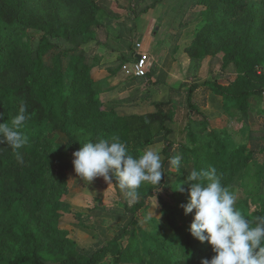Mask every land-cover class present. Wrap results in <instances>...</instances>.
I'll return each instance as SVG.
<instances>
[{"label": "trees", "instance_id": "16d2710c", "mask_svg": "<svg viewBox=\"0 0 264 264\" xmlns=\"http://www.w3.org/2000/svg\"><path fill=\"white\" fill-rule=\"evenodd\" d=\"M66 1L84 5L89 17L73 23L69 15L62 16L59 11L48 22L33 25L29 0H0V122L10 123L21 103L26 104L29 116L22 129L28 142L17 150L23 164L17 162L16 152L9 145L0 143V264H106L108 259L109 264H201L202 259H211L212 246L190 234L193 214H185L181 207L188 202L191 181L187 178L182 188L185 198L174 205L163 202L167 231L150 233L133 223L136 215L149 207V199L159 188L150 183L141 185L137 201L127 208L131 222L120 226L119 232L90 256L80 252L76 240L58 233L56 206L47 204L48 213L41 215L53 158L52 150L42 142L48 129L61 131L69 150H78L88 140L117 137L127 144L130 155L138 156L160 135L167 137L171 132L167 123L174 121L178 108L171 93L167 100L154 101V111L148 113L123 115L115 108H104L92 73L97 59L84 45L90 41L105 45L108 30L96 18V0ZM245 4L246 0H183L182 7L188 10L205 5L210 11L216 5L217 11L238 13ZM30 28L34 30L27 41L20 42L19 33ZM101 34L105 35L103 39ZM224 52L222 69L230 70L234 79L229 84L204 80L188 87L186 119L202 114L193 98L198 87L220 96L224 110L242 111L246 119L250 99L263 96L264 50L225 46ZM129 59L134 61L135 55ZM129 59L120 58L112 72L116 73ZM16 68L17 81L5 82ZM145 76L151 80L153 72L147 71ZM145 96L151 94L146 92ZM260 131L250 128V147L230 149L226 142L214 138L179 148L181 162L193 161L198 171L216 167L222 173V184L228 188L236 175H240L242 187L248 185L245 179L255 184L257 192L249 191L236 202V208L253 222L264 217V126ZM164 153L168 159L178 155L167 147ZM109 176L117 184L111 170Z\"/></svg>", "mask_w": 264, "mask_h": 264}, {"label": "rangeland", "instance_id": "374dc122", "mask_svg": "<svg viewBox=\"0 0 264 264\" xmlns=\"http://www.w3.org/2000/svg\"><path fill=\"white\" fill-rule=\"evenodd\" d=\"M136 1L96 0L99 6L96 18L107 28L108 39L105 45L90 41L84 48L97 59L92 73L104 108H115L123 115L148 113L154 111V101L167 100L170 93L178 106L174 121L167 123L171 132L167 137L160 135L147 148L159 152L163 172L159 188L149 199V207L141 210L133 222L145 231L160 233L167 231V210L163 202L174 205L185 198L184 179L195 169L193 161L181 162L182 169L176 172L164 149L167 147L170 152L174 150L181 155L182 144L193 147L195 142L200 144L214 138L226 142L230 149L240 145L250 147V128L260 131L264 126V94L250 99L246 119L242 111L224 110L221 97L203 87H198L193 96L202 114L185 118L188 87L204 80L216 79L229 84L234 79L230 70L222 69L225 46L264 50V0H246L238 13L227 9L217 11L216 5L210 11L205 5L186 10L182 7L183 0H142L131 8ZM29 5L33 25L48 22L59 11L62 16L69 15L73 23L89 17L84 5L66 0H29ZM147 7L146 12H140ZM33 30L20 32V42H26ZM138 49L148 56L147 68L153 72L151 80L146 76L136 77L132 70L133 61L129 58ZM122 57L129 60L113 73ZM17 70L5 82L17 81ZM146 92L151 96L146 97ZM66 141L61 131L52 129L42 138L52 150L53 158L45 181L47 189L41 215L48 213L49 206H56L58 233L76 240L80 252L90 256L102 243L112 239L120 226L131 222L127 208L137 198L131 201L117 184L103 177L91 182L80 178L72 163L74 151L66 147ZM241 180L236 175L229 187L237 201L249 191L258 190L249 179L244 181L247 187H242ZM47 204L50 205L47 207ZM105 263L109 264L110 259Z\"/></svg>", "mask_w": 264, "mask_h": 264}, {"label": "clouds", "instance_id": "9594fccd", "mask_svg": "<svg viewBox=\"0 0 264 264\" xmlns=\"http://www.w3.org/2000/svg\"><path fill=\"white\" fill-rule=\"evenodd\" d=\"M26 113L27 106L21 103L10 123L0 122V143L16 152L19 164L24 161L17 150L28 142L22 131L29 118ZM72 163L75 173L86 182L96 177L110 181L111 170L119 189L131 201L137 198L143 183L159 185L163 172L158 151L147 149L138 156L130 155L127 144L117 137L82 143L73 152ZM169 163L176 172L182 169L180 155L170 157ZM187 179L191 181L188 202L181 207L185 214H193L188 230L200 242L207 241L214 252L211 259H202L201 264H264V217L250 221L235 207L236 194L222 184V173L214 166L194 169Z\"/></svg>", "mask_w": 264, "mask_h": 264}, {"label": "built area", "instance_id": "2783aa9c", "mask_svg": "<svg viewBox=\"0 0 264 264\" xmlns=\"http://www.w3.org/2000/svg\"><path fill=\"white\" fill-rule=\"evenodd\" d=\"M138 48H141V44H138ZM135 53V60L133 61L132 70L136 77H143L146 75L148 68H147V59L148 56L146 53L139 51ZM140 56V57H138ZM127 68V66H125Z\"/></svg>", "mask_w": 264, "mask_h": 264}, {"label": "crops", "instance_id": "0c3cea01", "mask_svg": "<svg viewBox=\"0 0 264 264\" xmlns=\"http://www.w3.org/2000/svg\"><path fill=\"white\" fill-rule=\"evenodd\" d=\"M214 95V94H213ZM216 96H218V95H216ZM222 99V98H221ZM222 103H223V101H222ZM142 114V113H141Z\"/></svg>", "mask_w": 264, "mask_h": 264}, {"label": "water", "instance_id": "95a60500", "mask_svg": "<svg viewBox=\"0 0 264 264\" xmlns=\"http://www.w3.org/2000/svg\"><path fill=\"white\" fill-rule=\"evenodd\" d=\"M138 57H140V56H138Z\"/></svg>", "mask_w": 264, "mask_h": 264}]
</instances>
